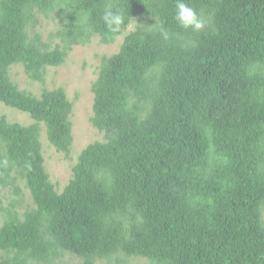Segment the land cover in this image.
I'll return each mask as SVG.
<instances>
[{"label":"trees","instance_id":"obj_1","mask_svg":"<svg viewBox=\"0 0 264 264\" xmlns=\"http://www.w3.org/2000/svg\"><path fill=\"white\" fill-rule=\"evenodd\" d=\"M184 2L207 20L201 31L178 25L177 0H0V103L34 122L0 118V264H264V0ZM109 10L123 16L118 32ZM53 12L61 45L50 50L30 31ZM138 18L91 87L104 141L81 151L59 192L40 125L68 158L73 105L61 88L19 90L9 69L41 84L73 46L113 43ZM18 182L33 204L21 214L4 195Z\"/></svg>","mask_w":264,"mask_h":264},{"label":"rangeland","instance_id":"obj_2","mask_svg":"<svg viewBox=\"0 0 264 264\" xmlns=\"http://www.w3.org/2000/svg\"><path fill=\"white\" fill-rule=\"evenodd\" d=\"M36 22L33 30L30 31V37H37L39 43L46 45L48 49H54L59 39L55 33L62 27L61 16L57 13H50L47 17L35 14ZM144 24L141 18L134 19L126 28L125 32L120 34L113 43L103 45L100 39L95 36L90 42L84 45L73 46L67 53L65 62L60 67H50L45 71L43 83L29 80L21 65H13L9 69L10 81H13L24 92L39 97L42 90H55L61 88L64 90L68 100L73 105V112L70 118L72 128V146L68 158L63 153H59L52 147L45 136V127L41 124L40 141L42 144V154L44 158L43 166L49 176L50 182L56 187L57 191H62L72 178V167L76 162L77 156L89 144L104 141V133L95 129L90 122L93 115L92 103L93 95L91 87L98 77L99 67L104 57H111L119 51L123 38L127 33ZM148 27L152 22H147ZM4 117L9 123H19L24 126L33 124V120L25 113L9 108L0 103V118ZM20 189L19 195H14L13 190H6L5 203L8 205L13 200H18L14 206L17 213L21 214L28 207H32L31 197L25 189L23 183H17ZM264 218V212H263ZM2 218L0 217V227ZM78 260L71 256H65L61 264H76ZM128 264H145L143 259L130 258ZM97 264H107L105 261H98Z\"/></svg>","mask_w":264,"mask_h":264},{"label":"clouds","instance_id":"obj_3","mask_svg":"<svg viewBox=\"0 0 264 264\" xmlns=\"http://www.w3.org/2000/svg\"><path fill=\"white\" fill-rule=\"evenodd\" d=\"M103 20L112 31L116 32L120 30L124 22L123 16L121 14L111 10L104 13ZM175 20L180 27L184 29H191L193 32L201 31L204 29L207 23V20L195 9L186 4L184 0H177ZM159 30L161 35L167 39L168 33L163 28L162 24L159 25Z\"/></svg>","mask_w":264,"mask_h":264}]
</instances>
